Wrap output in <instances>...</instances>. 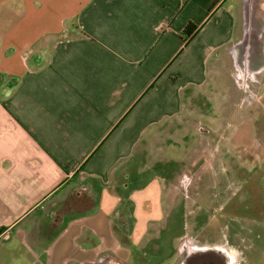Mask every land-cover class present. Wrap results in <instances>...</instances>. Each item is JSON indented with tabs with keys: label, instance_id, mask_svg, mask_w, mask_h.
<instances>
[{
	"label": "crops",
	"instance_id": "crops-1",
	"mask_svg": "<svg viewBox=\"0 0 264 264\" xmlns=\"http://www.w3.org/2000/svg\"><path fill=\"white\" fill-rule=\"evenodd\" d=\"M258 10L264 20V0H0V264H127L113 226L156 177L137 173L141 143L162 124L183 134L219 88L264 72ZM81 186L92 203L61 212Z\"/></svg>",
	"mask_w": 264,
	"mask_h": 264
},
{
	"label": "rangeland",
	"instance_id": "rangeland-1",
	"mask_svg": "<svg viewBox=\"0 0 264 264\" xmlns=\"http://www.w3.org/2000/svg\"><path fill=\"white\" fill-rule=\"evenodd\" d=\"M259 10L254 23L249 24L252 31L264 30L263 13ZM250 41L253 46L261 44V39ZM256 76L246 83L239 79L241 86L219 88L221 101L205 99L203 113L191 119L190 125L182 126L183 134L179 132L181 125L162 124L145 143L142 141L137 173L152 167L156 177L132 193L133 230L125 226L124 233L122 227L113 226L121 244L131 246L121 245V255H131L127 264H172L173 246L168 242L171 235L164 230L170 212L178 214L181 224L187 223L183 232L190 239L199 238L192 229L197 222L194 216L200 211L211 213L208 222L213 217L211 223H221L223 234L228 232L225 224L233 222L237 228H250L256 245L264 244V91L259 89L263 93L260 99L248 94L258 89L257 81L260 77L263 80L264 72ZM199 126L203 132L195 131ZM147 177L139 184H144ZM113 204L114 198L105 189L101 216L110 213ZM151 218L157 220L148 224ZM181 224L175 225L177 230ZM154 238H162L164 248ZM181 242L182 238L177 246ZM233 248L231 253L238 257V248ZM259 254L264 255V250Z\"/></svg>",
	"mask_w": 264,
	"mask_h": 264
},
{
	"label": "flooded vegetation",
	"instance_id": "flooded-vegetation-1",
	"mask_svg": "<svg viewBox=\"0 0 264 264\" xmlns=\"http://www.w3.org/2000/svg\"><path fill=\"white\" fill-rule=\"evenodd\" d=\"M199 199L200 197L196 202H198ZM169 209L173 210V207ZM200 209L204 208H201L200 206ZM133 210V202L126 198L123 199L118 217L120 228L122 227L121 229L124 233L126 230L125 226H131L132 229V224L135 218ZM210 214L211 213H202L200 211L196 213L194 219H196L197 222L196 224L193 223L194 228L192 231L197 232L198 234L196 236L199 238L195 237L194 239H190L188 234L186 236L184 233L185 231L183 230L187 223L184 221V223L181 224L180 217L176 212L167 213L164 230H168L169 235H171L168 242L173 246L172 264H264V255L259 254L263 252L264 244L256 245V242L252 239L253 231H251L250 228H237L235 224H231L233 222H230L229 224H225L228 228L227 234H223L221 223H211V220H214L213 217H211L212 219L208 222ZM124 215L127 217L125 218ZM213 215L216 219V214ZM169 218H171L170 221H168ZM180 224L182 228L177 230L175 225ZM168 226L170 227L168 228ZM182 232L184 234H182ZM242 236L245 237L243 238ZM180 238H182V242L179 247L176 242ZM239 239H241L240 242H238ZM154 240L155 243L161 246V248H164L162 238H154ZM233 246L238 248V257L231 253V248H233ZM98 264L126 263L122 259H115L108 256L103 259L101 258Z\"/></svg>",
	"mask_w": 264,
	"mask_h": 264
},
{
	"label": "trees",
	"instance_id": "trees-1",
	"mask_svg": "<svg viewBox=\"0 0 264 264\" xmlns=\"http://www.w3.org/2000/svg\"><path fill=\"white\" fill-rule=\"evenodd\" d=\"M214 7V6H213ZM196 30V26L192 23L187 24V26L182 31L183 35L190 36ZM92 203L91 198L87 194L85 187L81 186L75 189V191L68 197V199L63 204L61 212H77L82 209V206Z\"/></svg>",
	"mask_w": 264,
	"mask_h": 264
}]
</instances>
